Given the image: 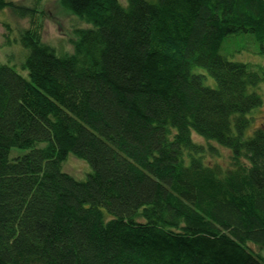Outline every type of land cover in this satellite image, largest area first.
<instances>
[{"label":"trees","instance_id":"16d2710c","mask_svg":"<svg viewBox=\"0 0 264 264\" xmlns=\"http://www.w3.org/2000/svg\"><path fill=\"white\" fill-rule=\"evenodd\" d=\"M60 3L92 25L72 53L2 23L25 54L0 64V264H264V69L222 54L232 36L264 44V0ZM221 149L228 166L208 160ZM70 154L86 180L62 170Z\"/></svg>","mask_w":264,"mask_h":264},{"label":"rangeland","instance_id":"374dc122","mask_svg":"<svg viewBox=\"0 0 264 264\" xmlns=\"http://www.w3.org/2000/svg\"><path fill=\"white\" fill-rule=\"evenodd\" d=\"M24 5H35L37 8V17L32 24L30 19H18L13 16L10 10H4L0 13V64L7 63L9 65H17L19 67L20 61L25 52L20 43L8 44L6 35L7 29L3 26V22L9 23L13 28L15 35L16 29H28L36 26L41 30V38L43 43L56 49L60 53H72L74 51L73 41L76 40L77 34L74 32L79 27L90 28L92 25L81 21L78 17L67 11L60 0H13ZM125 2V0H121ZM156 3L157 0H148ZM84 24V25H83ZM86 25V26H85ZM21 46H20V45ZM222 54L229 60L249 63L255 66V69H264V44H261L255 35L242 34L232 36L226 39L222 48ZM17 70L23 73L22 70ZM196 73H204L206 78L204 83L210 87H217L215 79L204 69H195ZM262 72V71H261ZM264 87V83L260 88ZM263 100L264 92L259 91ZM251 117L253 118L252 128L250 134L257 129V127H264V104L262 107L256 109ZM195 142L203 143V139L196 134L193 135ZM221 157L208 156V160L213 163H220L224 166L229 164L230 153L226 149H221ZM29 152V149L13 148L10 151V158L23 155ZM62 170L74 176L79 180H86L88 175L92 172L91 166L87 161L80 159L70 154L66 161L62 163ZM254 250L257 247L252 246Z\"/></svg>","mask_w":264,"mask_h":264}]
</instances>
